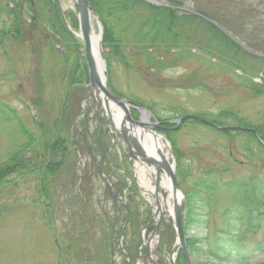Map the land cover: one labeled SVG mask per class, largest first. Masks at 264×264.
Masks as SVG:
<instances>
[{
	"label": "rangeland",
	"instance_id": "obj_1",
	"mask_svg": "<svg viewBox=\"0 0 264 264\" xmlns=\"http://www.w3.org/2000/svg\"><path fill=\"white\" fill-rule=\"evenodd\" d=\"M57 1L60 9L66 8L67 22L74 31H78L77 22L74 24L71 20L76 19L74 1ZM154 1L160 3L159 6L173 4L179 15L198 16L195 5L198 0ZM199 1L203 11L213 14L211 17L206 15L209 17L207 21L220 28L244 51L262 58L264 65V0ZM137 13L138 16L119 23L110 21L115 34L125 41L121 47L125 63L101 44L107 81H110L117 96L135 102L150 112L149 123L157 125V128H152L153 132L161 135V124L173 125L170 127L173 133L164 138L171 149L169 162L175 165L174 178L184 199L187 193L193 191V179L206 169H211L214 178L220 182L240 180L251 174L264 180V155L253 143L250 144L253 150L248 153V158L234 144L203 125L182 123L178 129L175 127L176 121L183 115H216L224 109L236 110L250 122H254V118L261 119L264 96L248 98L239 80L241 76L251 77L261 84V74L257 77L254 72L224 64L219 56L206 55L191 45L183 50V55L178 56V48L167 52L162 44L160 47L158 44L148 50L158 56L157 64L145 65L138 54L143 45H132V37L140 36L136 32L143 18L142 11ZM199 21L205 24L204 19ZM94 28L99 34L98 27L94 25ZM182 33L183 42L191 40V37L197 39L206 35L205 30L196 26L185 28ZM50 35L51 31L43 29L38 33L27 31L22 41L6 43L4 55L0 50V104L13 110L18 122L33 133H37L36 123L52 126L55 119H59L58 112L63 107L67 92L66 67L61 63L60 56L47 46L53 42ZM43 38L46 40L44 43L41 41ZM56 39L59 40L58 37ZM52 44L61 55L66 53L60 42ZM73 49V56L79 58L81 47ZM38 69L41 71L39 76L44 102L40 107L34 103ZM256 70L259 72L258 68ZM63 72L65 74L61 75ZM67 104L69 108L74 106V96L68 99ZM80 104V115L73 121L75 128L80 130L79 120L87 115L85 133H95L99 130L100 124L96 121L99 117L103 125H100L101 131L104 127V134L112 139L110 149L117 159L113 161L117 167L112 173H107L102 164L103 170L99 171V155L82 148L81 137L76 134L73 137L78 143L75 142L76 154L49 183L48 200L39 193L34 175L10 183L7 190L0 194V264H126L132 256L133 247L136 250L133 263L147 264L138 257H145L143 244L148 239L156 263L170 264L168 257L176 240L173 226L163 218L154 232L153 209L131 182L133 173L127 160V149L114 134L111 117L92 103L88 95ZM114 111H117L116 107ZM131 115L137 120L134 110ZM3 120L0 118V161H5L7 154L25 141L20 136L17 123ZM66 122L67 119H64L63 129ZM176 153L181 156L182 169L190 173L181 183L178 181ZM201 195L207 196L205 193ZM233 199L232 192L220 190L211 194L206 208L195 203L192 213L198 223L185 230V238L203 240L205 236H211L222 226V210ZM120 234L121 241L118 240ZM189 259V264H237L194 254H190ZM244 264H264V253L255 254Z\"/></svg>",
	"mask_w": 264,
	"mask_h": 264
},
{
	"label": "trees",
	"instance_id": "obj_2",
	"mask_svg": "<svg viewBox=\"0 0 264 264\" xmlns=\"http://www.w3.org/2000/svg\"><path fill=\"white\" fill-rule=\"evenodd\" d=\"M87 1L102 22L104 48L111 50L112 54L123 63H125V59L121 55V47L125 41L115 34L110 21L115 20L116 23H119L138 16L137 11H142L143 18L138 25L137 31L140 36L139 38L133 37L132 45H143V50L138 54L142 56L145 65L151 64L152 66L157 64L158 56L148 50L155 46L157 47L158 44V47L162 44L167 52L178 48V56L183 55V50L191 45L192 47H198L206 55L219 56L224 64H231L243 71L254 72L253 75L262 73L264 76L263 59L253 57L244 51L218 29L216 25L207 21L206 19H209V17L206 15L209 13L203 11L199 0L195 2L198 16L195 14L179 15L172 7L173 4L172 6L153 7L139 0ZM172 1L175 2L174 0ZM209 15L211 17L213 14ZM24 17H26V20ZM201 19L205 20V24L204 21L203 23L199 21ZM71 20L72 23H76L75 18ZM0 22V50L3 55L6 52V43H18L23 40L27 31L38 33L42 29L48 32L51 31L50 41L60 42L62 44L61 47L66 50V53L61 55V52L52 44L53 42L47 45L55 55H59L60 59H62L61 63L65 64L67 76V92L63 107L58 112L59 119H55L52 126L38 122L36 123L37 133L30 132L18 122L16 113L13 110L0 104V118L8 122L17 123L20 136L25 140L13 152L11 151L7 154L5 161H0V194L7 190L10 183L14 184L15 179L34 175L38 182L39 193L41 192L42 195H45V199L48 200L49 183L62 171L72 151L70 135L80 134L76 129L71 131L70 127L80 111V102L84 96V86L88 83L87 69L81 56L79 58L73 56V48H78L80 45L66 31L63 14L57 0H0ZM192 26L205 30V37H198L197 39L191 37V40L183 42V38H181L183 35L182 30ZM41 41L44 43L46 40L43 38ZM187 55L191 56V54ZM257 68L259 72H257ZM39 73L41 71L38 69L36 71L37 91L34 101L38 107L44 104L41 96L43 84ZM63 74L65 73L63 72L61 75ZM239 80L242 81L240 84L248 93V98L255 99L264 96V77L261 85L254 83L251 77L241 76ZM73 96L74 108H69L67 101ZM205 118L218 126L228 124L253 129L264 142V114L261 119L254 118V122H250L240 112L233 109H224L220 110L216 115L205 116ZM64 119H67V122L63 129ZM185 123L202 125L195 121H186ZM80 126L81 128L87 127L86 118L80 121ZM170 127L172 126L165 124L161 132L165 136L171 135L174 130H170ZM206 128L218 133L228 143L234 144L236 149L246 153L248 158V153L253 150L252 145L250 146L252 143L256 146L258 152L264 155V150L250 132H218L209 127ZM93 140L98 151L100 153L103 152L108 140L102 136L101 131L94 133ZM176 157L178 159V181L181 183L190 173L182 169L183 163L179 153H176ZM191 187L193 191L185 195L184 230L198 223L192 213L195 203H199L203 208H206L211 194L220 190L232 192L234 199L223 208L221 215L222 226L215 230L211 236H205L203 240L197 238L186 240L190 254L222 263L244 264L248 263L255 254L264 253L263 179L251 174L240 180L220 182L214 178V172L211 169H206L193 179ZM202 193L207 196H202ZM248 240L250 241L248 242ZM135 251V247H133L131 260L135 258ZM175 264H185L181 253L178 254Z\"/></svg>",
	"mask_w": 264,
	"mask_h": 264
},
{
	"label": "bare ground",
	"instance_id": "obj_3",
	"mask_svg": "<svg viewBox=\"0 0 264 264\" xmlns=\"http://www.w3.org/2000/svg\"><path fill=\"white\" fill-rule=\"evenodd\" d=\"M90 29L92 57L99 80L103 83L100 36L95 31L93 22H91ZM73 33L80 39L81 34L78 31H73ZM111 113L113 120L119 122L117 126L121 127L122 116L120 112L111 111ZM141 118L145 122L143 114ZM134 129L133 151L141 156L136 154L137 156L132 159L131 169L139 192L144 200L151 205L154 218L162 214V217L172 220L179 205V194L174 191L170 182L169 174L173 173L174 169L169 162L168 144L159 135L143 127L138 129L134 127ZM128 134L129 128H125L122 134L124 142L128 141ZM148 159L152 160L153 163H149ZM152 263H156L155 258H153Z\"/></svg>",
	"mask_w": 264,
	"mask_h": 264
},
{
	"label": "water",
	"instance_id": "obj_4",
	"mask_svg": "<svg viewBox=\"0 0 264 264\" xmlns=\"http://www.w3.org/2000/svg\"><path fill=\"white\" fill-rule=\"evenodd\" d=\"M146 1L150 2L152 4H156L152 0H146ZM74 2H75V6L77 8V22H78L79 32L81 34L80 41L82 42V45H83V56L85 58L86 67H87V71H88L89 94L91 95L92 102H94L96 100L97 106L103 108L104 111H106L107 113L110 112L109 111L110 106H112V105L117 106L123 113V118H122L123 121H127L131 127L143 126L146 128H156L157 127L156 124H150L148 122L147 123H141V122L133 121L131 119V117L129 116L128 107L130 106V107H133L138 112L144 111V113L146 114V121H148L150 114L146 110H144V108H142L141 106H138L134 103H131L127 100H124L122 98H118V97H116L110 93L108 86H107L105 64H104V60H103V57L101 54H100V60H101L102 68H103L102 69L103 83L100 82L97 71H96V66L94 64V60L92 57L91 47H90V33H91L90 25H91V22L94 20L100 26V21H99V18L93 13V11H92L91 7L89 6L87 0H74ZM67 29L70 31L68 26H67ZM99 30L101 32L100 27H99ZM99 94L102 97V101H100V98L98 96ZM186 119H194L200 123H203L205 125H208V126L214 128L218 131L243 130V131H250L253 134H255L254 130H249V129H240L237 127H217L213 124H210L209 122L205 121L202 118L191 116V115L184 116L183 118L178 120L177 123H181ZM133 133H134V129H132L129 132L128 139H127L128 141L125 142L126 147L128 148V151H129L128 155L130 158L135 157V155L137 154L133 151V146H134ZM254 136H255L257 142L264 148V143L257 137L256 134ZM121 137L123 139V136H121ZM137 155H139V154H137ZM139 156H141V155H139ZM148 162L153 163V161L150 159H148ZM169 176H170V181H171V184H172L174 191L179 192L175 178H174V174L171 173V174H169ZM161 218H162V214H160V216L158 218L157 225L159 224V221L161 220ZM168 221L174 226L175 233H176V247L174 248V251H172L170 253V256H169L170 263L173 264L172 258L174 256V254L179 250L183 253L187 264H189L190 263L189 253H188V250L186 247V241H185L184 230H183V199H182V197H180L179 205L176 208V211L174 212V218L172 220L168 219ZM155 231H156V228H155ZM148 245H149V242L146 245V257H148L149 262H151L152 259L150 258V254H149L150 251H149Z\"/></svg>",
	"mask_w": 264,
	"mask_h": 264
}]
</instances>
